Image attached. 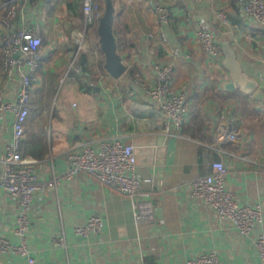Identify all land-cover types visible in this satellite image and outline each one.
Returning a JSON list of instances; mask_svg holds the SVG:
<instances>
[{"label": "crops", "instance_id": "0c3cea01", "mask_svg": "<svg viewBox=\"0 0 264 264\" xmlns=\"http://www.w3.org/2000/svg\"><path fill=\"white\" fill-rule=\"evenodd\" d=\"M82 1L20 0L15 17L17 25H40L42 41L21 154L40 160V183L59 178L55 189L34 195L28 211L32 264H186L210 252L219 264H261L255 238L264 229V26L235 0H93L102 15L106 1L113 8L111 34L123 67L115 76L105 67L100 18L77 47ZM5 2L0 0V18ZM155 3L168 9V23H159ZM218 10L226 11L227 25L216 17ZM198 20L214 31L219 57L207 56L196 39ZM1 32L0 26V91L12 101L18 80L2 72ZM225 47L246 76L241 87L232 85L223 64ZM163 64L173 67L171 92L183 94L187 108L181 127L168 121V132L167 117L147 92L154 67ZM11 130V113H0V157ZM229 131L233 139L224 137ZM108 137L134 146L141 186L133 197L100 185L85 171L63 177L67 151L82 143L96 148ZM214 161L225 166L224 186L240 206L261 207L262 222L248 235L189 195V182L211 174ZM145 201L152 218L137 223L136 205ZM16 212L15 199L0 186V237L12 243ZM92 216L102 219V227L75 234ZM61 233L65 246L54 245ZM0 264L28 263L20 255L0 254Z\"/></svg>", "mask_w": 264, "mask_h": 264}, {"label": "built area", "instance_id": "2783aa9c", "mask_svg": "<svg viewBox=\"0 0 264 264\" xmlns=\"http://www.w3.org/2000/svg\"><path fill=\"white\" fill-rule=\"evenodd\" d=\"M151 1V0H146ZM20 0H6L5 12L0 18L2 72L5 77L17 76L18 90L14 100H6L0 91V113L9 112L12 115V130L10 143L5 153L0 157V186L12 196L17 204L14 234L17 242L0 237V254H16L25 257L28 264L33 263L27 244V229L29 227L28 211L36 193L46 189H55L59 178L52 176L51 180L40 183L36 173V165L40 160L25 157L21 154V141L24 136V124L29 111L30 89L36 81L39 66V47L41 46L40 25L23 23L17 25L15 17ZM237 7L247 17L264 26V0H235ZM154 9L159 23L169 21L168 9L155 3ZM82 26L76 32L78 49L82 48L90 25L102 15V9L96 1H82ZM216 17L227 25L229 19L225 10H218ZM205 54L217 58L221 49L214 39V31L203 20H198L194 29ZM162 39L165 37L162 35ZM155 80L147 90L148 95L160 106L167 119L164 122L168 132V121L176 129L183 124L187 108L183 94L171 92L170 81L173 67L170 64L154 67ZM226 139H233L232 132L224 134ZM68 169L63 177L70 179L78 171L92 175L100 185L111 188L117 193L133 197L140 191L141 180L136 173V156L134 146L124 143L117 137L100 140L95 148L91 143H82L75 150L66 152ZM213 172L192 179L189 182V195L200 199L208 207L213 208L220 219L228 220L241 234L248 235L262 222L263 215L260 206H240L233 193L224 186L226 168L221 161L212 163ZM135 221H148L152 218V208L149 202H138L134 213ZM102 227L99 216L90 217L81 227L74 229L75 234L86 236L89 231H97ZM54 245L65 246L64 235L61 233L52 241ZM261 264H264V229L255 238ZM186 264H219L216 253H203L190 258Z\"/></svg>", "mask_w": 264, "mask_h": 264}, {"label": "water", "instance_id": "95a60500", "mask_svg": "<svg viewBox=\"0 0 264 264\" xmlns=\"http://www.w3.org/2000/svg\"><path fill=\"white\" fill-rule=\"evenodd\" d=\"M113 17V8L110 1H106V6L103 15L99 19L98 33L100 36V42L102 50L106 55L105 67L113 75H117L123 68L119 63V57L115 53V45L111 34V21ZM225 59L223 61L224 66L230 71L232 85L240 86L243 79L246 76L242 74L241 67L235 58V54L228 47L223 49ZM253 80V79H251ZM247 92H249L247 90Z\"/></svg>", "mask_w": 264, "mask_h": 264}]
</instances>
